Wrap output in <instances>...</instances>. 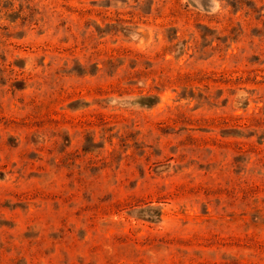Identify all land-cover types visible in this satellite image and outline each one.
<instances>
[{"label": "rangeland", "instance_id": "374dc122", "mask_svg": "<svg viewBox=\"0 0 264 264\" xmlns=\"http://www.w3.org/2000/svg\"><path fill=\"white\" fill-rule=\"evenodd\" d=\"M0 264H264V0H0Z\"/></svg>", "mask_w": 264, "mask_h": 264}]
</instances>
